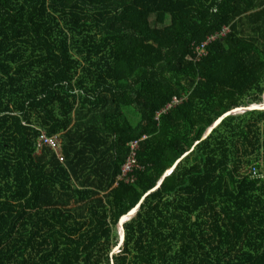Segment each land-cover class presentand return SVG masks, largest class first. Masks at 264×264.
I'll return each instance as SVG.
<instances>
[{
	"label": "trees",
	"instance_id": "16d2710c",
	"mask_svg": "<svg viewBox=\"0 0 264 264\" xmlns=\"http://www.w3.org/2000/svg\"><path fill=\"white\" fill-rule=\"evenodd\" d=\"M263 93L264 0H0V264H264Z\"/></svg>",
	"mask_w": 264,
	"mask_h": 264
},
{
	"label": "water",
	"instance_id": "95a60500",
	"mask_svg": "<svg viewBox=\"0 0 264 264\" xmlns=\"http://www.w3.org/2000/svg\"><path fill=\"white\" fill-rule=\"evenodd\" d=\"M253 110H258V111H263L264 110V93L262 95V103L261 104H251V105H248L246 107H243V108H238V109H234L232 111H229L225 114H223L220 118H218L207 130L206 132L203 134L202 138H201V141L205 140L209 135L210 133L212 132L213 129H215L226 117L228 116H232V115H241V114H244L246 112H250V111H253ZM198 142L195 143V145L197 144ZM193 148V147H192ZM191 148L190 151H192L193 149ZM189 151V152H190ZM189 152H186L180 159H178L174 164L173 166L171 167V169L164 173L161 178L159 179L157 185L152 189L150 190L149 192H147L143 198L141 199L140 203L142 202V200L144 199V197H146L147 195H149L150 193H152L153 191H155L156 189L159 188V186L161 185L163 179L172 171L175 169L176 165L180 162L181 159H183L185 156H187L189 154ZM140 203L134 208L132 209L131 211H129L127 213V215L123 218H121L117 224V232H118V243L116 245V247L113 249V253H118L120 248L123 246V242H124V230H123V224L126 222V221H129L131 218H133L135 216V214L137 213L138 209H139V206H140Z\"/></svg>",
	"mask_w": 264,
	"mask_h": 264
},
{
	"label": "built area",
	"instance_id": "2783aa9c",
	"mask_svg": "<svg viewBox=\"0 0 264 264\" xmlns=\"http://www.w3.org/2000/svg\"><path fill=\"white\" fill-rule=\"evenodd\" d=\"M227 29L223 28L222 31L219 33V36H224L227 33ZM216 36H212L208 39V42L214 40ZM204 47V46H203ZM203 47L200 49L198 48L199 52L203 51ZM199 56V55H198ZM181 101L174 98L172 103L167 106V108H170L174 105L179 104ZM41 142L38 146V148L41 146V144H45L48 147L51 148L52 151L56 154L57 158L59 159L60 162L63 161L62 156L60 155V145L59 143L54 140L53 138H48L43 136L41 139ZM138 143V142H137ZM138 147L135 142H131L129 144V156L126 158L125 162L123 163L121 167L120 174L117 178L118 181H123L125 183L131 182L130 174L134 171V169L138 168V163L136 161V153H137Z\"/></svg>",
	"mask_w": 264,
	"mask_h": 264
},
{
	"label": "rangeland",
	"instance_id": "374dc122",
	"mask_svg": "<svg viewBox=\"0 0 264 264\" xmlns=\"http://www.w3.org/2000/svg\"><path fill=\"white\" fill-rule=\"evenodd\" d=\"M132 123H135L138 121L137 115L134 114V117L129 118Z\"/></svg>",
	"mask_w": 264,
	"mask_h": 264
},
{
	"label": "bare ground",
	"instance_id": "6f19581e",
	"mask_svg": "<svg viewBox=\"0 0 264 264\" xmlns=\"http://www.w3.org/2000/svg\"><path fill=\"white\" fill-rule=\"evenodd\" d=\"M170 169H171V168H170ZM170 169H169V170H170ZM169 170H168V171H169ZM172 171H173V170H172ZM172 171H171V172H172ZM171 172H170V173H171ZM170 173H169L168 175H170ZM168 175H167V176H168Z\"/></svg>",
	"mask_w": 264,
	"mask_h": 264
}]
</instances>
